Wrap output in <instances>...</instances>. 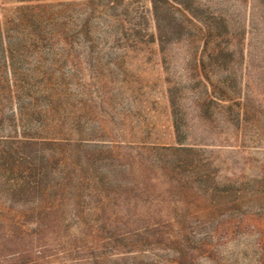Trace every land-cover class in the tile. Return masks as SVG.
<instances>
[{
    "label": "rangeland",
    "instance_id": "rangeland-1",
    "mask_svg": "<svg viewBox=\"0 0 264 264\" xmlns=\"http://www.w3.org/2000/svg\"><path fill=\"white\" fill-rule=\"evenodd\" d=\"M58 2L64 3L56 19L62 35L55 28L47 34L67 38L65 45L52 38L40 48L0 49V136L64 138L80 144L81 152L108 143L119 155L191 147L192 159L176 164L187 153L180 152L175 174L149 176L147 193L138 201L130 195L126 208L106 205L107 246L100 243L107 234L93 198L64 205L53 228L38 226L35 214L0 199L2 220L17 223L14 234L38 237L56 253L0 264H81L78 259L95 249L112 264H264V0H193L199 36L192 29L161 47L150 0ZM23 4L0 0L1 26L11 36L27 30L4 25L2 16L12 18ZM219 19L227 33L212 29ZM226 43L230 55L216 56ZM200 81L214 96L227 84L224 105L232 104L231 112L216 106L205 117L195 109ZM171 86L185 133L179 144L167 97ZM13 89L18 97H7ZM83 185L84 193L92 188Z\"/></svg>",
    "mask_w": 264,
    "mask_h": 264
},
{
    "label": "trees",
    "instance_id": "trees-1",
    "mask_svg": "<svg viewBox=\"0 0 264 264\" xmlns=\"http://www.w3.org/2000/svg\"><path fill=\"white\" fill-rule=\"evenodd\" d=\"M10 2L24 3L13 9L12 18L2 16L4 25L15 24L27 30L25 36H11L8 27L1 26L0 21V49L12 51L14 49H33L51 44L52 38L65 45L67 38L47 34V30L53 28L61 32L62 24L57 23V16L64 10V3L54 0L55 3H41L44 0H8ZM122 2L123 0H117ZM53 4V5H52ZM151 14L154 20L156 41L159 47L163 44L176 42L187 36L189 30H194L199 36V28L193 21L196 16L193 12V0H150ZM215 23V22H214ZM189 24V28L188 25ZM191 25V27H190ZM61 26V27H57ZM220 28L227 33V26L222 19L213 24L212 29ZM61 34V33H60ZM56 34V35H60ZM62 35V34H61ZM53 41V40H51ZM48 45V46H49ZM226 43L222 48H217L216 56H229L230 51ZM196 76L203 77L199 70H195ZM205 79V78H204ZM207 82H198L194 87L202 88L195 96L193 106L201 111L205 117H210L215 107L227 108L231 112V105H224L229 87L223 84L221 95L214 96L207 90ZM12 91H6L7 97L17 98ZM3 86H0V98L2 99ZM177 88L171 86L167 89V97L171 110V122L175 133L176 142L179 144L185 138L183 132V119L178 109ZM44 98V96H42ZM231 103L235 104L231 101ZM214 105V106H212ZM24 106H17L19 114L24 111ZM213 109V110H212ZM33 113H41L31 110ZM82 139L81 141L110 140ZM97 146L93 150L79 151L80 144L73 145L68 139L56 137H40L29 134L2 135L0 136V199L9 206H19L27 213L35 214L38 226L53 228L57 226L58 215L64 205L76 202L78 206L83 197L93 198L98 204V211L102 218H98L99 226L104 234H107L105 225H109L106 205L109 203L117 208H126L130 195L135 199L149 190V176L161 171L163 177L175 174L174 157L180 152H187L179 158L176 164L187 162L190 164L191 147L161 146L151 148L145 153L135 152L119 155L112 151L110 144ZM75 146V147H74ZM88 146V145H87ZM134 173L136 175L134 176ZM202 175L201 178H205ZM202 179L201 181H203ZM83 184H91L92 188L87 193L83 192ZM83 185V186H82ZM78 201V202H77ZM136 201L134 202L135 205ZM17 223L2 220L0 217V262L7 260H23L33 255L37 257L50 252L49 245L42 243L38 237L34 240L24 236H18L12 232L17 228ZM7 227L9 232L4 231ZM39 228V227H38ZM145 229H147L145 227ZM157 235V234H155ZM100 243L108 245L112 241L110 235L103 236ZM145 236L144 240L148 239ZM33 239V238H32ZM122 240V238L120 239ZM99 240L97 239V242ZM101 245V244H100ZM19 249V250H15ZM55 255V252H50ZM109 256L95 249L90 256L80 257L81 264H112ZM89 261V262H87ZM71 261L69 264H77ZM65 263V262H63Z\"/></svg>",
    "mask_w": 264,
    "mask_h": 264
}]
</instances>
